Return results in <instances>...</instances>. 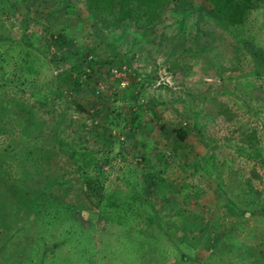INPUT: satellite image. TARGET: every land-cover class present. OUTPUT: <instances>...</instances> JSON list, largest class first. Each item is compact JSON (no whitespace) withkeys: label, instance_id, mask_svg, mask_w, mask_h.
<instances>
[{"label":"rangeland","instance_id":"obj_1","mask_svg":"<svg viewBox=\"0 0 264 264\" xmlns=\"http://www.w3.org/2000/svg\"><path fill=\"white\" fill-rule=\"evenodd\" d=\"M83 2L0 0V264H264V10Z\"/></svg>","mask_w":264,"mask_h":264},{"label":"trees","instance_id":"obj_2","mask_svg":"<svg viewBox=\"0 0 264 264\" xmlns=\"http://www.w3.org/2000/svg\"><path fill=\"white\" fill-rule=\"evenodd\" d=\"M84 10L90 14V16L97 20L101 29H108L122 24L127 19H132L134 26L138 29H142L146 26H154L160 20V10L168 2L174 0H83ZM197 5L208 11L215 13L219 17L221 26L226 28L227 26H240L245 21L248 13L253 9L264 10V0H192ZM61 35H56L55 38L59 40ZM64 40H61L63 43ZM107 118L103 119L106 121ZM176 139L183 140L186 137L185 131L179 128L173 129ZM160 170L157 168L153 172V185L155 188L158 183L164 179L159 175ZM21 180V177L19 178ZM152 183V182H151ZM14 200L19 201L23 198L20 194V190H24V183L20 187L15 183ZM20 190H19V189ZM29 188V187H27ZM94 188V185L93 187ZM94 190V189H93ZM85 194V192L83 191ZM40 201L42 203L41 211L51 210L50 215L54 213L60 207H57L62 200L54 199L50 195L40 194L36 197L35 202ZM35 202L31 203L33 206H37ZM63 205V204H62ZM67 207L66 205H64ZM57 207V208H56ZM159 227V223L156 221ZM46 246V245H45ZM45 254V253H43ZM185 257V256H183Z\"/></svg>","mask_w":264,"mask_h":264},{"label":"built area","instance_id":"obj_3","mask_svg":"<svg viewBox=\"0 0 264 264\" xmlns=\"http://www.w3.org/2000/svg\"><path fill=\"white\" fill-rule=\"evenodd\" d=\"M125 70V65H118L110 68V73L113 77L117 78L119 86H124L125 84V82L123 81V75Z\"/></svg>","mask_w":264,"mask_h":264}]
</instances>
